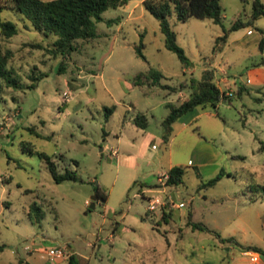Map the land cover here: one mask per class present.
Segmentation results:
<instances>
[{
  "label": "rangeland",
  "instance_id": "obj_1",
  "mask_svg": "<svg viewBox=\"0 0 264 264\" xmlns=\"http://www.w3.org/2000/svg\"><path fill=\"white\" fill-rule=\"evenodd\" d=\"M142 1L102 12L98 37L79 41L67 57L28 46L49 47L53 38L19 12L1 11L17 26L8 40L0 34L13 51L11 65L23 83L36 86L9 88L0 102V262L17 260L18 251L28 264H69L70 254L77 264H248L251 256L239 246L192 223L264 250V17L216 42L237 19L250 20L253 0H219L221 23L170 16L188 58L184 67ZM139 42L146 60L135 52ZM149 67L170 86L199 81L207 68L221 90L233 93L231 101L181 115L165 141L166 104H178L188 91L181 96L134 85V75ZM39 71L46 75L32 80ZM240 85L248 92L239 96ZM106 107L113 108L109 116ZM139 113L146 128L132 121ZM38 153L50 156L60 172L74 170L77 179L55 182ZM174 165L184 169L182 183L162 187L158 177ZM220 172L214 185H203ZM97 191L107 199L97 198L89 209ZM156 195L173 206L167 201L149 212L146 198ZM34 203L43 212L39 223L27 216ZM53 246L65 251L63 258L46 254Z\"/></svg>",
  "mask_w": 264,
  "mask_h": 264
},
{
  "label": "trees",
  "instance_id": "obj_2",
  "mask_svg": "<svg viewBox=\"0 0 264 264\" xmlns=\"http://www.w3.org/2000/svg\"><path fill=\"white\" fill-rule=\"evenodd\" d=\"M130 0H0V13L3 9H13L28 20L31 26L41 32L45 37L53 38L51 45L44 46L41 42L27 43L31 48L44 49L53 56L62 55L67 57L73 51L78 50L80 47L78 42H88L96 37L98 33L96 30V23L103 20L102 12L109 8H117L127 4ZM246 1V0H241ZM144 8L151 13L159 21L160 30L164 34L165 46L167 49L176 53L178 59L183 66L188 65V58L185 55L184 49L176 42V34L171 28L168 18L172 15L177 20L185 21L190 17L201 19H210L214 23H221L223 17V10L219 0H143ZM264 17V3L261 0L252 1V12L250 20L246 23L241 19H237L229 29H224V34L216 38V42L225 39L228 33L246 25H252L256 19ZM115 19H108L106 22L111 24ZM17 33V26L11 20H5L0 15V34L4 40H8ZM264 38H261L259 47L262 50ZM144 44L139 42L135 45L136 54L146 60L143 54ZM13 51L5 46V43L0 41V102L3 100L2 94L11 89L34 88L35 82L25 84L21 81L19 75L16 73L14 66L11 65ZM64 67L60 65L59 70ZM34 72L30 74L32 80H38L45 76L44 72L39 71L37 76ZM164 75L154 67H149L145 71L136 73L133 77L134 85H142L147 83L148 86H161L163 88H170L174 91L187 90L186 97L178 104L167 103L168 114L163 120L164 126V139L171 130V124L181 115L199 105L207 103L216 106L220 101H231V96L227 95V91L221 90L216 83L212 80L213 74L210 70H205L203 77L199 81L193 79L189 83H180L178 86H170L162 84L161 79ZM248 92V89L240 85L237 88V94L240 96L242 93ZM112 107H106V115L112 113ZM133 123L141 128L147 127V118L144 114H137L132 119ZM264 149V143L260 146ZM29 152L32 149L29 148ZM42 157L55 182L60 183L65 180H76L77 175L74 170L65 169L63 172L58 170L57 164L45 153H38ZM168 177L165 181L169 187L177 186L182 183L184 169L181 166L174 165L167 170ZM220 172L215 177L204 183V186L214 185L221 177ZM159 184H155L154 187ZM264 188V185L262 186ZM96 189V187H94ZM97 197L105 203L107 199L106 193L97 191ZM97 199V200H98ZM90 209V207H88ZM28 218L35 223H39L43 217L41 208L36 204H32L27 213ZM166 217V214L163 215ZM192 226L200 230H207L215 234L222 243H234L241 248L242 251L257 252L264 256V250L256 245L242 244L234 237H222L217 231L211 230L208 227L192 223ZM4 245L0 246L3 248ZM69 264H77L76 257L70 254L68 257ZM19 264H28L23 259L19 260Z\"/></svg>",
  "mask_w": 264,
  "mask_h": 264
},
{
  "label": "built area",
  "instance_id": "obj_3",
  "mask_svg": "<svg viewBox=\"0 0 264 264\" xmlns=\"http://www.w3.org/2000/svg\"><path fill=\"white\" fill-rule=\"evenodd\" d=\"M231 93L227 92V95H229ZM67 95H68V92L64 91L63 92V98L67 99ZM168 177V174H167V171L162 173L159 177H158V183L162 185V187H167L165 186L166 183V179ZM147 210L149 212H155L156 210L160 209L161 206H164L167 204V201L168 200H164L161 196L159 195H156V196H153V197H147ZM169 202V201H168ZM170 203V202H169ZM172 206H173V203H170ZM185 204L180 201L178 204H177V207H183ZM29 243L31 245H34L35 244V239H31L29 241ZM24 250L26 251H30V247L29 245H25L24 246ZM46 254L53 260V261H56L58 259H61L64 257L65 255V251L58 247V246H53L51 248H49L47 251H46ZM253 260H256L257 258V255H253L251 256Z\"/></svg>",
  "mask_w": 264,
  "mask_h": 264
},
{
  "label": "crops",
  "instance_id": "obj_4",
  "mask_svg": "<svg viewBox=\"0 0 264 264\" xmlns=\"http://www.w3.org/2000/svg\"><path fill=\"white\" fill-rule=\"evenodd\" d=\"M250 31H248V33H249ZM205 70H209V69H205ZM204 70V71H205ZM231 89V88H230ZM182 91H179L178 93L182 96L183 95V93H181ZM143 151H142V153H144L145 152V148L144 149H142ZM118 154V153H117ZM2 245H4V244H0V246H2ZM5 246V245H4ZM0 250H2V248H0ZM26 251V250H25ZM17 252V254H16V258H17V260L15 259L14 261H10V262H5V261H2V262H0V264H19V260L20 259H22V257H21V255H20V253L18 252V251H16ZM31 251H26V253H30ZM243 252V254H246V255H249V256H252V255H254V254H256L257 255V258H256V260H253L252 259V257H250V261L248 262V264H264V256H262V255H260L259 253H257V252H252V251H242ZM235 264V263H234Z\"/></svg>",
  "mask_w": 264,
  "mask_h": 264
},
{
  "label": "water",
  "instance_id": "obj_5",
  "mask_svg": "<svg viewBox=\"0 0 264 264\" xmlns=\"http://www.w3.org/2000/svg\"><path fill=\"white\" fill-rule=\"evenodd\" d=\"M97 193L95 192L94 195L91 197V203L89 205L90 208H93L95 206V201L97 200Z\"/></svg>",
  "mask_w": 264,
  "mask_h": 264
}]
</instances>
